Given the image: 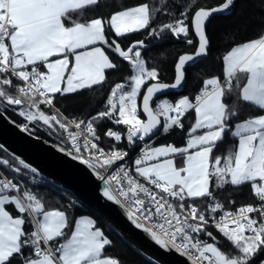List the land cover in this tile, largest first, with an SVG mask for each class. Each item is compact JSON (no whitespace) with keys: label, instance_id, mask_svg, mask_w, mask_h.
<instances>
[{"label":"snow or ice","instance_id":"1","mask_svg":"<svg viewBox=\"0 0 264 264\" xmlns=\"http://www.w3.org/2000/svg\"><path fill=\"white\" fill-rule=\"evenodd\" d=\"M97 3L98 0H0V72H11L27 82V85L20 87L18 91L21 97L29 98V109L35 108V111H22L21 114L29 121L42 120L45 124L54 123L60 128L67 129L69 125L40 111L34 98L43 97L44 103L51 104L52 97L49 93L75 92L102 82L105 79L104 70L115 69L117 65L100 47L82 53H77V50L103 42L120 57L130 61L135 74L130 77V91L125 90L123 84H116L112 90L115 102L109 100V110L99 112L93 120L87 122L86 131L93 139H96L93 121L97 119L108 118L114 120L117 125H128L127 140L134 143L135 138L143 140L154 132L160 125L158 117L161 115L166 117V128L183 127L180 117L190 109H194L198 115L192 131L207 129L203 135L190 139L187 147L177 148L169 145L148 148L135 160L137 165L135 171L159 191L151 190L121 169L123 178L128 179L127 189L121 187L117 194L106 187L103 191L104 196L117 204L127 202L129 205L127 215L135 221L138 228L149 232L162 247L171 246L186 255H191L193 264H251L252 259L264 250V221H258L249 214L258 212L260 217H264V203H261L259 208L248 205L240 208L235 214L225 213L215 222V226L240 253L238 256H229L214 244L202 242L190 235L204 231L208 221L197 207L186 208L185 201L186 197L212 195L209 191L210 178L213 175L210 164H214V175L218 185L229 182L226 179L229 175L230 183L234 185L253 182L255 194L264 202V115L236 125V131L232 134L239 137L238 150L234 154H229L223 167L220 166L221 158H213L212 155L216 142L221 141L228 131L229 118L237 114L224 100L233 90V81H237L235 85L237 88L240 87L241 74L246 76V84L241 89L242 99L252 101L264 110V33L256 39L232 48L223 57L226 81H221L219 77L207 80L205 88L195 98V103L187 96L175 104L164 100L157 105L158 110L154 111L150 106L154 95L169 87L180 85L185 76L186 63L206 54L209 46L206 22L213 13L227 9L233 0H227L218 8L197 10L193 17V26L199 37L198 50L193 55H183L179 58L178 74L174 84L155 83L147 88L143 96V111L148 117L145 122L138 117L137 96L146 80L157 78L158 73L156 69L148 70L145 66L141 51L138 50L143 41H137L125 51L119 44L109 43L105 29L106 27L114 29L120 36L148 27L151 20L149 5L142 4L117 12L107 23L102 18L83 22L73 19V14L82 13L86 7ZM164 27L177 36L180 34L187 36L189 32L183 19ZM191 42L188 41L189 44ZM57 54H63L64 58L49 62V58ZM69 56L75 57V65L66 78L67 86L61 88V83L65 81L64 73L69 71ZM38 61L46 65L47 71L37 70L35 65ZM28 65L34 66L31 72L22 70ZM12 84V79L0 80V98H4L11 105L25 103L21 97H14L8 93L6 86ZM73 123L80 129L84 121ZM79 135L81 133L69 132L73 144L77 145V153L80 151ZM106 135L114 137L116 141L122 138L120 133L112 130ZM85 146L95 149L99 154L95 159L100 167L111 166L127 155L121 151L105 153L98 144L88 140L85 141ZM192 148L198 150L189 153V149ZM169 156L173 158H168ZM176 156L184 158L182 167L177 166L174 159ZM83 162L90 164L91 160L85 159ZM108 180L109 183L112 181L119 183L121 176L113 175L108 177ZM257 180L262 183H255ZM17 188L18 185L12 181L0 179V264H18L17 257L22 254L26 245H35V257L30 259L26 257L23 264H118L114 258L102 257L103 249L111 241L102 230L94 227L96 221L91 218H81L77 221L70 238L64 243L57 247H41L42 243L49 244L55 238L66 235L64 229L69 226L66 213L58 209L46 210L44 203L28 191L22 196L3 194L8 189ZM120 197L124 200L122 201ZM168 197L180 201L178 207L170 203ZM13 203L20 213H27L32 218L35 231L26 233L23 227L26 220L23 217L14 218L12 213L6 210V205ZM222 207L216 203L212 211ZM154 219L159 222L152 227H146L141 222V220L151 222ZM190 219L197 222L189 223ZM207 235L211 237L212 233L208 232ZM191 249L195 250V254L191 253ZM261 264H264V261H261Z\"/></svg>","mask_w":264,"mask_h":264},{"label":"trees","instance_id":"2","mask_svg":"<svg viewBox=\"0 0 264 264\" xmlns=\"http://www.w3.org/2000/svg\"><path fill=\"white\" fill-rule=\"evenodd\" d=\"M227 0H98V3L86 7L82 13L73 14V19H79L81 22L93 19L102 18L107 21L110 17L118 11L131 8L134 6L147 4L150 8L151 20L148 27L142 29L139 33L143 35L144 42H153L161 40L155 46L145 49L142 48L144 57L149 58L153 55L154 60H160L164 57V52L161 50L164 46L177 45L181 50L176 56L170 60L169 72L164 77L150 79L147 81L141 91L140 98L147 84L152 81H166L172 82L175 77L174 65L178 56L183 52H193L197 46V38L192 28V18L194 13L200 8L212 9L225 4ZM186 17V18H185ZM184 20L189 28V38L192 43L184 47L188 38H176L168 33V29L164 26L173 24L177 20ZM159 35H154L153 38L148 36L157 30ZM207 35L210 41L208 48V56L193 66L186 69L187 79L183 95L194 100L196 93L204 88L205 82L213 77L224 79V59L223 57L234 47L248 42L252 39L258 38L264 33V0H233V3L224 9L221 13L214 14L208 21ZM109 43L117 44L123 36H118L113 29H105ZM105 49L110 56L113 63L117 65L115 69H107L105 72V79L99 84L77 90L72 93L60 92L54 94V101L56 106L65 114L75 118L77 122L93 120L99 112L107 111L110 108L109 100L115 102L112 97V90L116 84H123L124 89L130 88V77L133 75V67L131 62L120 57L113 49L105 45ZM127 49V48H125ZM156 49L161 51L155 52ZM9 78L13 80L12 85L6 86L8 93L14 97H21L19 93V80L14 78L10 73L0 72V80ZM237 81H233V90L226 96L224 102L229 105L230 109L237 114L231 116L228 120L229 128L225 132L223 139L216 142L213 149V158L220 157L221 161L234 154L237 150L238 137L234 136L233 128L236 123L254 118L264 113L258 105L244 101L241 96V89L246 83V76L240 75L239 85L237 88ZM182 93H170L169 96L175 100L180 97ZM25 103L18 106L7 103L4 98H0V110L4 112L11 120L22 125L23 118L20 111H35V108L29 109V98L21 97ZM35 102L39 105L40 111L44 114L49 113L51 108L42 104L39 98L35 97ZM196 121V113L194 109L186 112L182 118L180 126H173L165 134L155 140L157 145H174L181 147L186 145L193 125ZM100 132L103 134L99 141V146L103 148L106 153L112 151H121L128 154L129 145L125 138L127 126L124 124H115L110 119H97L93 121ZM112 130L121 134V140L116 141L114 137H109L106 133ZM37 137L43 138L55 145L61 146L68 152H71L81 158V155L89 153L80 150L77 153L69 146L64 140L61 130L56 124H45L42 120H35L32 124L30 131ZM81 153V154H80ZM0 157L7 158L11 163L20 166L22 165L17 159L0 149ZM127 157L124 156L122 160H117L115 164L120 163ZM24 172H33L30 168L23 165ZM30 191L37 196L45 205L46 210L58 209L64 211L68 219V227L65 229L66 235L59 237L51 242L52 247H57L59 244L64 243L69 238L74 230L77 218L83 215H89L96 221V227L101 229L105 236L111 241L109 245L104 248V255L116 259L121 264H154L136 250L130 247L124 240H122L110 227L101 219L90 207L83 202L79 201L73 194L59 188L51 183L41 186H33ZM211 196L198 197L189 199L188 203L195 205L201 213L206 216H213L220 214L223 210L228 208H236L244 206L249 203L261 202L260 198L255 194L252 182H246L241 185H234L230 182L218 185L217 178L212 176L210 180ZM216 203L221 204L223 207L212 211V207ZM7 209L17 217H23L26 220L24 230L26 233L34 231V225L27 213H20L13 205H7ZM260 221H264V217H260ZM208 232H212L214 237H209ZM28 238V237H25ZM203 240L216 243L222 251L229 256L240 255L235 245L224 236L219 229H212L211 231L205 230L202 233ZM35 257V245H26L21 255L17 257L18 264H22L25 258ZM264 261V250H261L251 264H261Z\"/></svg>","mask_w":264,"mask_h":264},{"label":"water","instance_id":"3","mask_svg":"<svg viewBox=\"0 0 264 264\" xmlns=\"http://www.w3.org/2000/svg\"><path fill=\"white\" fill-rule=\"evenodd\" d=\"M221 12L222 11L215 12L211 15V17L214 14H218ZM207 23L208 22H206V26ZM192 28L198 41L196 49L193 52H183L178 56L174 65V80L172 82L156 80L146 85L140 100V109L143 116L145 117V122H147L148 117L147 113L143 111V96L144 94H146L147 88L155 83L168 85L174 84L176 76L178 74L177 64L179 62V58L183 55H193L197 52L199 46V37L196 34L193 26V18ZM137 41H134L129 47H131ZM160 42L161 40L147 43L143 41V45L138 46V49H148ZM121 49L124 50L122 47ZM207 56L208 49L206 54L196 57L193 61L186 63L184 68L185 76L181 84L177 87H169L162 90L161 92L156 93L152 101L150 102V106L153 108L154 100L160 96L170 93H183L185 90L187 79L186 69L190 66H193L198 61L206 58ZM158 118L160 119V125L157 126L153 133L149 134V136L144 137V140H151L159 135L162 127V119L160 116ZM0 149L17 159L18 162L27 166L34 172L44 176L59 188L67 190L68 192L73 194L79 201L86 204L101 219H103L109 225V227L130 247H132L140 255H142L152 263L193 264V260L178 249L171 246H169L168 248H164L159 245L153 239L149 232L145 231L143 228H138L135 221L131 220L128 217V210L123 204H117L114 200H109L107 197H105L103 191L104 188L108 187L105 183V180L101 179L100 174L91 164H85L83 162L85 159L71 152H68L61 146L55 145L25 130L23 126L11 120L1 110ZM211 237H214L213 233Z\"/></svg>","mask_w":264,"mask_h":264},{"label":"built area","instance_id":"4","mask_svg":"<svg viewBox=\"0 0 264 264\" xmlns=\"http://www.w3.org/2000/svg\"><path fill=\"white\" fill-rule=\"evenodd\" d=\"M37 68L38 71L40 72H43V70L41 68H39L38 66H35ZM33 67L29 70L30 72L32 71ZM14 78L18 79L19 80V88L20 87H25L27 85V82L25 81H22L18 76H15L13 75L11 72H9ZM226 78L225 77L222 81H226ZM204 88H202L201 90H199L196 95H195V98L200 95V93L202 92ZM49 95L52 97V103L51 104H46L43 102V97H40V96H37V98H39L40 102L42 104H44L45 106L51 108V111L49 113H47L46 115L49 116V117H56L58 120H60L62 123H65L67 125H69V127L67 129H64V128H60L58 124H56L58 126V128L61 130L62 134H63V137H64V140L69 144V146L73 149H76V146L77 145H74L71 138L69 137V132H72V133H81V135L78 136V146L80 148V150H83L87 153H89L92 158L94 159L95 161V167L100 171V174H102V176L104 177V180H105V183L106 185L114 192V193H117L118 194V191L120 190L121 187H123L125 190L127 189V186H128V179L127 178H123V175H122V172L120 171L121 169L127 171L129 173V176L131 178H134L136 180L139 181V183L149 187L151 190L153 191H159L158 189H155L153 185H151L150 181L146 180L144 177H141L137 174V172L135 171L136 169V166H135V160L137 158H139L143 152L148 149V148H152L154 146V143H155V140H149V141H145L144 139L143 140H140L138 137L135 138V142L134 143H131L127 140V133H128V125L127 126V130H126V133H125V138L126 140L128 141V145H129V150H128V154H127V157L121 161L120 163L118 164H112L111 166H105V167H100L99 163L96 161L95 159V156L99 155L95 149H90L88 148L87 146H85V141L88 140V141H91L93 143H96L98 144L99 146V141L101 140L103 134L100 132V129L94 125L95 129H96V139H93L91 137V134L87 133L86 131V125H87V122H84L83 124H81V128L80 129H77L75 127V124L73 123V121H75L76 123H79L75 120L74 117L70 116V115H67L65 114L63 111H61L55 104V101H54V96L49 93ZM195 98L193 100V103H195ZM164 100H168L170 102H172L173 104H175V100L168 96V95H165V96H161L159 98H157L155 101H154V110L157 111V105L161 102V101H164ZM22 115V114H21ZM185 115V114H184ZM181 116L180 117V122L182 121V118L184 117ZM23 117V124L22 126L25 128V126H27V130L28 131H31V126H32V123L34 122L33 121H29L25 115H22ZM138 117L139 119H141L142 121H145V118L138 112ZM161 118L163 120V125H162V128L160 130V134L158 137L162 136L163 134H165L170 128H166L165 126V120H166V117L162 116L161 115ZM112 122H114V120L110 119ZM115 123V122H114ZM157 137V138H158ZM100 149H102L105 153L106 151L101 148L99 146ZM113 175H119L121 176V181L119 183H117L116 181H112L111 183H109V180H108V177L110 176H113ZM6 178L7 180L9 181H12L13 183L17 184L18 185V188L17 189H8L6 190L5 192H8V193H12L14 195H18V196H22V194L25 192V191H28V192H31L30 191V188L33 187V186H41V185H46V184H50V181L48 179H46L44 176L38 174V173H35V172H24L22 169H20L18 166H16L15 164L13 163H10V162H7L5 161L3 158H0V179H4ZM33 194V192H31ZM143 195V194H142ZM120 199L123 201L124 198L123 197H120ZM169 199V202L176 205L178 207L180 201L176 200L175 198H171V197H168ZM189 201V198L186 197V208L187 207H190V206H195L193 204H189L188 203ZM261 203H264V202H256V203H249V204H246L244 206H248V205H252L256 208H259ZM125 208L127 210H129V205L127 202H124L122 203ZM244 206H238L236 208H228V209H225L223 210L220 214H217V215H213V216H206V220L208 221V223L205 225V230H208V231H211L212 229H218L216 226H215V222L216 221H219L221 219L222 216L225 215V213H232V214H235L238 212V210ZM196 207V206H195ZM139 215V214H138ZM252 218H255L257 219L258 221H260V215L258 212L256 213H250L249 214ZM30 217V216H29ZM30 219H32L30 217ZM142 223H144L147 227H152L153 224H156L158 223L159 221L157 220H153L151 222H148V221H144V220H141ZM197 221H193V220H189V223H196ZM34 225V230H36L35 228V224L33 223ZM231 226V225H230ZM204 230V231H205ZM204 231H201L199 233H190V235H192L195 239H199L200 241L202 242H205L202 238V233ZM180 240L179 238L177 239V243H179ZM206 243V242H205ZM41 247H44V248H47V247H52L50 242L49 244H41ZM191 253L195 254V250L194 249H191L190 250ZM186 255V254H185ZM188 256L190 259H192V256L191 255H186ZM193 260V259H192Z\"/></svg>","mask_w":264,"mask_h":264},{"label":"crops","instance_id":"5","mask_svg":"<svg viewBox=\"0 0 264 264\" xmlns=\"http://www.w3.org/2000/svg\"><path fill=\"white\" fill-rule=\"evenodd\" d=\"M139 6V5H138ZM134 7H136V6H134ZM131 8H133V7H131ZM127 9H130V8H127ZM127 9H124V10H127ZM121 11H123V10H121ZM118 12H120V11H118ZM117 13V12H116ZM114 30V29H113ZM142 29H140L139 31H134V32H131V33H125L124 35H120V36H123L120 40H119V42H120V46L122 47V48H126V47H128L133 41H135V40H142L143 39V35L142 34H140L139 32L141 31ZM114 32H115V30H114ZM155 32H152L148 37L149 38H153L154 37V34ZM106 36H107V34H106ZM94 47H100V48H102L103 49V51L105 52V54L106 55H108V53H107V51H106V49H105V45L103 44V42H97L95 45H87V46H85L84 48H81V49H78L77 50V53H82V52H87V51H91L92 50V48H94ZM109 56V55H108ZM64 58V56H63V54H57V55H55V56H53V57H50L49 58V62H53V61H55V60H57V59H63ZM68 59H69V66H68V68H69V71H66L65 73H64V76H65V81L64 82H62L61 83V88H64V87H66L67 86V84H66V78H67V76L68 75H70V69L72 68V67H74V65H75V57L74 56H69L68 57ZM109 59L111 60V58H110V56H109ZM112 61V60H111ZM35 66H39L42 70H43V72H45V71H47V68H46V65L43 63V62H36V65ZM31 67H34L33 65H28L26 68H24V69H22V70H26V71H28V72H30L29 71V69L31 68ZM225 68H226V65H225V62H224V75L226 76V72H225ZM106 70L107 69H105L104 70V75H105V72H106ZM212 79V78H211ZM246 84V83H245ZM96 85V84H95ZM93 86V85H92ZM208 88L210 89L211 88V86L209 85L208 86ZM83 89V88H82ZM78 90H80V89H78ZM65 93H72V92H65ZM51 94H53V93H51ZM54 94H56V93H54ZM249 102H252V101H249ZM252 103H254V102H252ZM196 113V112H195ZM261 115H264V113L263 114H261ZM259 116V115H258ZM257 117V116H256ZM255 118V117H254ZM197 119H198V115H197V113H196V121H197ZM196 121H195V123H196ZM244 121H246V120H243V121H240V122H238V123H236V125H238V124H242ZM195 123H194V125H193V128H194V126H195ZM236 125L234 126V128H233V133L236 131ZM192 128V129H193ZM207 131V129H197L195 132H193L192 130H191V135H190V137H189V139H188V141L190 140V139H192V138H194L195 136H199V135H203L205 132ZM238 139H239V137H238ZM188 141H187V143H188ZM187 143H186V145H184V146H181V147H177V148H184V147H187ZM238 145H239V141H238ZM238 145H237V150H238ZM165 146H169V145H160V146H154L153 148H160V147H165ZM198 149L197 148H192V149H189V153H192V152H195V151H197ZM236 150V151H237ZM168 158H173V157H171V156H169ZM162 159H164V158H161V160ZM175 162H176V164H177V166L178 167H182L183 166V157H180V156H176L175 158ZM158 161H151V163H157ZM224 162L225 161H221V167H223L224 166ZM136 167H137V165H136ZM214 169H215V165L214 164H210V171H212L213 172V175L212 176H214V177H216L215 175H214ZM138 175H139V173H137ZM140 176V175H139ZM211 176V177H212ZM226 179L230 182V175L228 176V177H226ZM210 180H211V178H210ZM246 183V182H245ZM253 183V182H252ZM255 183H257V184H259V183H262L261 181H259V180H257ZM209 189H210V183H209ZM4 195H9V196H12L13 194H10V193H3ZM198 198V197H197ZM191 199H194V198H191ZM9 205H13L15 208H16V206H15V204L13 203V204H9ZM17 210H19L18 208H16ZM6 210H8L7 209V205H6ZM52 210H54V209H52ZM9 211V210H8ZM48 211H51V210H48ZM61 211V210H60ZM64 212V211H63ZM13 215V214H12ZM67 216V215H66ZM13 217L14 218H16L17 216H14L13 215ZM81 218H91V219H93V220H95L93 217H91V216H89V215H83V216H80V217H78L77 218V221H79ZM76 221V222H77ZM95 225H96V223H95ZM95 228H97L96 226H94ZM74 229H75V227H74ZM101 230V229H100ZM64 231H65V229H64ZM74 231V230H73ZM71 236V235H70ZM70 236H69V238H70ZM55 239H57V238H55ZM54 239V240H55ZM102 257H110V256H106V255H104V249H103V252H102ZM111 258V257H110ZM23 264V263H22ZM118 264H121L119 261H118Z\"/></svg>","mask_w":264,"mask_h":264},{"label":"rangeland","instance_id":"6","mask_svg":"<svg viewBox=\"0 0 264 264\" xmlns=\"http://www.w3.org/2000/svg\"><path fill=\"white\" fill-rule=\"evenodd\" d=\"M174 24V23H173ZM160 30L159 31H155V36L156 35H159L160 33ZM168 33L176 38H188V41H192L191 38H189V33L187 34V36H185L184 34H180L179 36H177L176 34H174L173 32H171V30L168 29ZM185 44L184 47L188 46L189 43ZM120 44V42H118ZM192 43V42H191ZM141 51V49H138ZM163 52H164V57H162L159 61L158 60H154L153 59V55H150L149 58H146L143 56L142 54V51H141V57L142 59L145 61V66L148 70H152V69H156L157 73H158V77H164L168 74L169 72V68H170V60H172L176 54L181 50L180 47H178L177 45H169V46H164L162 47L161 49ZM159 49H156L155 52H159L161 51ZM135 74V69H134V73L133 75ZM157 77V78H158ZM156 79V78H155ZM149 81V80H146V82ZM145 82V83H146ZM145 85V84H144ZM144 85H142L141 87V90H140V94L137 96V105H138V108H137V112H139V108H140V95H141V91L144 87ZM125 90H128L130 91V88H127ZM186 95H183V93L180 95V97L178 99H176V103L182 98V97H185ZM112 100V99H111ZM172 115H175V113H172ZM157 146H160V145H157ZM171 146H174V145H171ZM177 147V146H175ZM76 151V150H75ZM77 152V151H76ZM80 152V151H79ZM81 154V153H80ZM84 159H89L91 160V163L92 165H95V161L94 159L92 158V156L90 154H87V155H83L81 154ZM5 161H9L7 158L4 159ZM22 170H23V164L19 166ZM102 176V174H101ZM209 244H214L215 246L219 247L216 243L214 242H208ZM220 248V247H219Z\"/></svg>","mask_w":264,"mask_h":264}]
</instances>
